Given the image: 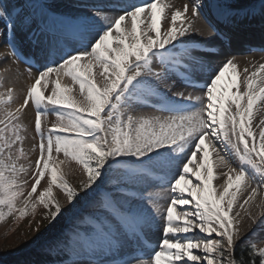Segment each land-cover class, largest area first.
<instances>
[{
  "label": "snow or ice",
  "instance_id": "1",
  "mask_svg": "<svg viewBox=\"0 0 264 264\" xmlns=\"http://www.w3.org/2000/svg\"><path fill=\"white\" fill-rule=\"evenodd\" d=\"M220 7L226 21L256 16L254 9L238 8L233 3ZM37 8L53 19L62 16L47 0L32 3L31 10L0 0V24L14 37L19 27L30 26ZM170 8L172 5L166 0H145L121 9L114 17L97 12L103 23L95 39L82 49L61 56L58 64L40 71L20 105L10 107L14 101L13 88L0 95V105L4 106V118L0 119V221L6 214L18 213L23 217L29 206L34 209L37 203L55 220L64 210L55 198L56 187L73 207L85 198L95 197L94 212L89 215L84 231L75 238L88 243L90 256L97 252L118 253L125 242L132 241L148 257L113 259L111 264H264V247L253 242L245 247V240L238 239L240 230L230 215L241 186L256 184L250 196L264 187V126H261L264 120L257 125L258 132L252 124L254 108L264 104V63L252 72L244 69L247 75L241 90L238 65L235 58H229L202 85V96H188L187 104L174 103L168 96L171 89L160 86L174 75H180L189 86H196L191 70L196 61L191 50L177 45L184 44L179 38L189 34L194 20L201 17L203 0H191V5L185 3L182 8H174L170 21L158 24L157 12L161 21H168ZM260 15L264 18V6ZM127 19L131 21L130 28L124 26ZM205 20L219 34L207 17ZM6 47L11 55L20 58L13 39H9ZM157 63L159 70L154 68ZM96 68L100 69V84L96 82ZM229 71L236 78L230 77L226 84H221ZM53 73L57 76L54 81ZM61 74L69 77L72 84L62 86ZM50 83L53 87L45 95L44 89ZM76 84L88 102L86 107L73 95ZM173 95L184 97L182 92ZM152 98L159 101L153 107L170 115L133 116L129 111L133 103L148 104ZM30 102L35 109V132L39 137L34 167L32 162L27 166L17 164L25 156L22 145L27 129L22 113ZM50 112L57 122L42 128L41 118H47ZM206 142L216 153L219 166L227 170L219 193L212 184L215 177L213 166L208 163ZM61 153L64 159H57ZM229 153L236 167L232 160L226 159ZM198 156L200 168L206 169L205 176L200 175L194 163ZM70 161L82 166L87 176L78 188L70 185L61 168ZM29 169L35 182L25 196L27 180L20 177ZM157 170L162 174L155 175ZM190 172L198 183L189 188ZM46 174L47 187L33 201ZM105 178L111 187L101 192ZM152 178L168 185L167 191L172 195L166 206L160 203L164 197L151 194L137 197L130 191L132 186ZM21 197L24 207L17 209L16 202ZM145 199L149 207L136 202ZM153 212L164 221V237L158 250L149 252L145 229L156 219ZM253 223L258 228L264 227V218H253ZM97 238L103 241L99 249L90 243ZM91 264L105 261L93 260Z\"/></svg>",
  "mask_w": 264,
  "mask_h": 264
},
{
  "label": "bare ground",
  "instance_id": "2",
  "mask_svg": "<svg viewBox=\"0 0 264 264\" xmlns=\"http://www.w3.org/2000/svg\"><path fill=\"white\" fill-rule=\"evenodd\" d=\"M47 2L52 3L59 9L60 13L62 14L60 18L53 19L51 17L45 16L42 14L41 10L37 8L35 9V16L33 17V22L30 24V26H21L16 31L20 33H22L21 30L24 31L25 37L21 38L22 40L20 41L23 48H20L21 50L18 48V46L17 48L20 50L21 56L26 58L27 63L22 62L20 58L17 59L15 56L10 54L9 48L6 47L10 39L8 34L3 36V41L0 42V83L6 88H13L14 95H16V97L19 95L21 97L24 96L26 87L28 89V87L34 82L39 72L43 71L45 67L58 64L61 56L74 50H80L84 45L89 44L95 39L97 31L100 28V24L103 23L100 17L96 16L97 12L109 17H114L120 14L121 9L127 8L130 5L143 3L145 0H47ZM166 2L172 5V8L168 9L167 12L169 20L161 21L159 12H157L158 24L164 23L166 25L170 21V14L174 8H182L185 3L191 5V0H166ZM224 3H233L238 8H252L254 10L259 9V11L255 10V18L249 17L244 19L242 16H240L235 20L226 21L220 14V6ZM28 4L31 5L32 2L28 1ZM256 5L259 6L256 8ZM262 6H264V0H203V10L201 17L194 20L192 31L189 34L179 38L180 40L184 41V44L177 45L178 48L183 46L191 50L192 57H194L196 61V63L192 65L191 69L196 86H189L185 83L180 75H174L171 79L166 81L164 85L160 86L161 89L166 90L167 88H170V94H172L174 90L179 92L180 89V91L184 92L189 91L187 95L190 94L191 96H202L204 94L202 85L209 81L214 71L229 58H235V62L237 63L239 69L241 90H243L242 82L244 77L247 75L244 69L247 68L248 72H252L256 67L259 66V64L264 63V53H261L264 51V18H262L260 15V9ZM209 9H211V11L208 14L207 12ZM206 10L207 12H205ZM188 15L189 18H191L190 10ZM205 17H207V21H211L213 25H219L222 31L220 38L214 36V33H211L209 30L210 26L206 22ZM40 25H43L46 28H40ZM124 26L130 28L131 21H125ZM142 27L143 25L138 27V32ZM19 40L20 39H18V41ZM203 46H212V52L203 50ZM154 68L159 70L158 63L154 64ZM99 71V68L95 69L96 82L98 84L102 83V78L99 76ZM230 77L233 79L236 78L232 77L231 71L226 72L220 83L226 84ZM51 79L53 81L57 79L55 73L52 74ZM59 79L62 86L72 84L71 79L69 77L63 76L62 74L60 75ZM52 87L53 85L50 83L48 88L44 89L45 95L49 94ZM78 89L79 85H74L73 93H75ZM230 91H235V89H230ZM170 96L173 97L172 95H169V97ZM186 98L187 97H185L184 100L175 99L171 101L178 105L187 104L188 101ZM84 101L88 103L86 99ZM158 103L159 102L156 101H150L151 106ZM136 108L138 109L135 112ZM146 108L150 107L136 106L134 109H129V111L133 116H154L152 112L146 111ZM34 110V106L30 102L25 112L22 113V122L27 129V131L23 133L25 139L22 145L26 155L24 156L23 160L17 161L18 165L24 164L27 166L29 162H32L34 167V161L39 154V137L35 132ZM167 115H170V113L167 112ZM262 120H264V104L257 105L254 108L252 124L253 128L257 132L259 131L257 125H260ZM53 121H55V115L50 112L47 118H41L42 127L44 128L48 125L52 126L54 124ZM30 130L32 132H30ZM30 133H34L37 138L34 136V134L31 136ZM26 134L28 137H26ZM34 145L37 147L33 148ZM205 148H207L209 151L208 163L209 165L213 166V174L215 178L213 179L212 184L213 187L216 188L217 193H219L223 190L224 181L227 178L224 173L227 170L219 166L216 153L212 152L211 149L208 148L207 142L205 144ZM202 153L203 149L201 155ZM220 154L224 155L223 152ZM54 156H56L55 153ZM61 156L62 155L60 154L57 158L61 159ZM29 157H31L32 160H28ZM226 159L233 161V167L237 166L230 153L228 156H226ZM200 164L201 160L198 161V164H196V168L200 169L201 176H205L206 169L200 168ZM31 171L32 169H29L27 174L22 173L21 177H26L31 173ZM161 174V171H157L155 173V175ZM189 178L192 181V183L188 185L189 188L192 187L194 183H198L193 173L189 174ZM251 183L252 182H249V184ZM183 186L184 185L182 184V187ZM110 187L111 185L107 183L106 179V183L104 184V188L101 189V192L108 190ZM252 187H255V185L252 184L247 188L241 186L240 191L237 193V199L234 203L233 212L230 215H232L234 218L235 227L239 228L240 230V238L247 239L248 237H252V239H250L255 242L257 246L264 247V227L256 228V225L253 223V218H264V187H261L260 189L258 188L256 194L251 196V199H255L256 196L259 199L258 205H256V208L254 209L251 201L246 204L244 203L245 199H247L251 194ZM167 189L168 185H161L158 181L152 178L132 186L130 191L133 192L137 197H147L150 194L159 195L164 197L160 203L165 205L169 202L170 196L172 195L167 191ZM136 202L142 203L144 207H149L146 199ZM241 204H243V207H240ZM188 207H191V205ZM84 209H95V199L94 201H90L87 205H85ZM149 210L151 209L149 208ZM236 213H239V215L237 216ZM152 215L155 216L156 219L152 223L151 227L145 229L146 239L151 246V249L153 247L154 250H158V245L161 243L164 237V221L159 216V214L153 212ZM237 221L238 223H236ZM121 250L122 249H120V251L115 254H104L97 252L95 254L96 256L92 258V260L103 259L105 264H111L113 259L122 260L131 256L144 259L148 258L143 253L124 255ZM193 251L198 252L199 250Z\"/></svg>",
  "mask_w": 264,
  "mask_h": 264
},
{
  "label": "rangeland",
  "instance_id": "3",
  "mask_svg": "<svg viewBox=\"0 0 264 264\" xmlns=\"http://www.w3.org/2000/svg\"><path fill=\"white\" fill-rule=\"evenodd\" d=\"M28 1H30L32 3L38 2V0H7V2H9V3L18 5L21 8L31 10L32 4L29 5ZM256 6H259V5H256ZM129 20L130 19H127L126 22H129ZM21 32L22 33L16 32L15 33L16 36L14 38L11 33H6L3 24H0V33H3L2 35H0V42L3 41V36H6L8 34L10 39H13L14 43L17 44L18 48L22 49L23 47H22L20 41L22 40L21 38L25 37V35H24L23 30H21ZM18 39H20V40L18 41ZM7 89L8 88H6L4 85H2L0 83V95L6 94ZM181 89H182V87H181ZM26 92H27V87H26V91H25L24 95L26 94ZM175 92H178V91L174 90L173 93H175ZM179 92L184 93V97H176L173 95V93L170 94L168 92V96L169 95L173 96V97H171V96L169 97L170 100H175V99H178V100L183 99L184 100L185 97H188L190 95V94L187 95V93H189V91L184 92V91H180V89H179ZM73 95L75 96L77 102L81 104V106H84V107L87 106L88 103H86L84 101L85 100L84 96H82L80 94L79 89L76 90V92L73 93ZM23 97H21L20 95L18 97H16V95H14V101L10 105V107L14 109L18 105H20L23 102ZM150 101L159 102L157 98H153V100L151 99ZM150 101L148 104H139V103L134 104L133 103L132 104L133 106H131L130 109H134L136 106L137 107L138 106L150 107V108H146V111L152 112L154 114V116L165 117L167 115V112H160L158 109L151 106ZM3 107L4 106L0 105V119L4 118ZM137 109L138 108L135 109V112ZM157 110H158V112H157ZM34 112H35V110H34ZM167 116H169V115H167ZM56 122H57V117L55 116V121H53V123H56ZM49 127H51V126L48 125V126H45L44 128H49ZM30 132H32V131L30 130ZM33 134L30 133L31 136ZM34 136L37 138V136L35 134H34ZM26 137H28L27 134H26ZM15 148H16V146H13V152L14 153H15ZM24 153H25V151H24ZM25 155H26V153H25ZM61 155H62L61 159H64V156L62 153H61ZM23 159H24V157H22L18 161L23 160ZM57 159H60V158H57ZM28 160H32V158L29 157ZM198 161H200L199 157L194 162L195 165L198 164ZM61 168H62L63 173L65 174L68 182L70 183V185L72 187L78 188L79 183L81 181L86 182L87 176L84 173L82 166L78 165L74 161L66 162L65 164L61 165ZM157 171H159V170H157ZM193 171H194V169H193ZM190 173L192 174V172H190ZM20 179L27 180V184L25 185V188H24L25 196H26L27 192L31 190V185H32V183L35 182V180H34V178H32L31 173L29 175H27L26 177H20ZM105 179H107V178H105ZM252 184H254L256 187L255 183H251L250 185H252ZM46 187H47V174L45 176V179L42 180L41 184L38 186L37 193H35L33 195L32 200L34 201L35 197L37 195H39V192L42 191ZM101 187L104 188V184L101 185ZM101 189H100V191H101ZM53 192H54L55 198L59 201L62 208L64 209L62 211V215L64 218L60 222L56 223V226L52 231H54V233H56L57 229L62 226L63 233L67 236V238H69L70 241L66 242V240H64L62 238L59 239V238L53 236L47 240L40 242L39 244L34 242L36 236L40 235V232L42 231V229L47 225L48 221L51 219L50 214L48 213V210H46L43 205L37 203L34 209L31 206H29L27 215L20 217L18 215V213L13 214V215H11V221L10 222H5V221L0 222V256L1 257H4L7 254H10V252H11V254H17L19 252L32 249L33 247L37 251H43V250L55 251V249H63L64 251L68 252L69 257H68V259L63 261L62 264H91V262L93 261L92 258H94L96 255L93 254L90 256V253L88 251V243L81 241L79 239H75V238L81 232H83V230L85 229V227L87 225V220L89 218V215L94 212V209L85 210L84 206L87 205L90 201H94L95 197L85 198V199L81 200L79 203H76L75 206L73 207L72 205L68 204L65 194L59 188L54 187ZM247 200H248V203L250 201L252 202L253 209L256 208V205H258V202H259V199L257 196L255 197V199L254 198L251 199V196L249 195ZM166 205H167V203L164 206H166ZM16 207H17V209L24 207V197H21L20 199L17 200ZM255 227L258 228L257 226H255ZM250 238L252 239V237H248L247 239H244L245 240V247L247 246L248 242H253ZM238 239H240V237ZM90 243L94 247L99 249L101 247V245L103 244V241L100 240L99 238H97L96 240H94ZM253 243H255V242H253ZM135 245H136L135 242L127 241V242H125L124 246L121 248L122 249L121 252L124 255H135L137 253H143L144 254L143 250L139 249L138 246L137 245L135 246ZM134 246H135V248H134ZM150 247H149L148 251L151 249ZM257 247H259V246H257ZM237 249H239V248H237ZM153 250H154V248L152 247V249L150 251H153Z\"/></svg>",
  "mask_w": 264,
  "mask_h": 264
},
{
  "label": "trees",
  "instance_id": "4",
  "mask_svg": "<svg viewBox=\"0 0 264 264\" xmlns=\"http://www.w3.org/2000/svg\"><path fill=\"white\" fill-rule=\"evenodd\" d=\"M62 213L57 216L55 220L50 219L47 225L42 229L40 235L36 236L34 242L39 244L40 242L47 240L53 236H59L67 240L66 235L63 233L62 226L57 229V232L52 231L57 222L63 219ZM2 221H11V216L6 214V217ZM0 221V222H2ZM236 255H240V249L236 250ZM68 257V253L63 249L55 250V252L37 251L34 247L27 251H22L17 254H7L4 257L0 256V264H51L60 262Z\"/></svg>",
  "mask_w": 264,
  "mask_h": 264
}]
</instances>
